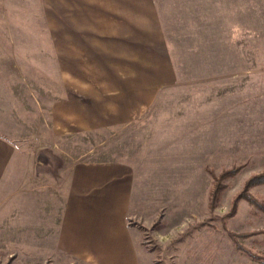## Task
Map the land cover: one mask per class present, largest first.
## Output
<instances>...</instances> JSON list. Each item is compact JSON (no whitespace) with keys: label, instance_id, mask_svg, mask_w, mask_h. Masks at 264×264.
<instances>
[{"label":"rangeland","instance_id":"rangeland-1","mask_svg":"<svg viewBox=\"0 0 264 264\" xmlns=\"http://www.w3.org/2000/svg\"><path fill=\"white\" fill-rule=\"evenodd\" d=\"M0 138V264H84L86 162L133 168L139 264H264V0H0Z\"/></svg>","mask_w":264,"mask_h":264},{"label":"crops","instance_id":"crops-1","mask_svg":"<svg viewBox=\"0 0 264 264\" xmlns=\"http://www.w3.org/2000/svg\"><path fill=\"white\" fill-rule=\"evenodd\" d=\"M0 144L10 146L1 138ZM67 173L60 187L65 194L57 225L60 250L84 264H139L135 238L141 245V236L130 221L138 212L132 203L133 168L86 162L71 165Z\"/></svg>","mask_w":264,"mask_h":264},{"label":"trees","instance_id":"trees-1","mask_svg":"<svg viewBox=\"0 0 264 264\" xmlns=\"http://www.w3.org/2000/svg\"><path fill=\"white\" fill-rule=\"evenodd\" d=\"M257 179H254V180H252L251 182H253V181H256V180H259L260 179V177H256ZM260 180H262V178L260 179Z\"/></svg>","mask_w":264,"mask_h":264}]
</instances>
